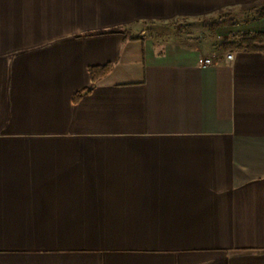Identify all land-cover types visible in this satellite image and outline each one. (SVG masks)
I'll return each instance as SVG.
<instances>
[{"label":"crops","instance_id":"1","mask_svg":"<svg viewBox=\"0 0 264 264\" xmlns=\"http://www.w3.org/2000/svg\"><path fill=\"white\" fill-rule=\"evenodd\" d=\"M256 1L0 0V264H264V52L221 48L264 17L218 18Z\"/></svg>","mask_w":264,"mask_h":264},{"label":"rangeland","instance_id":"2","mask_svg":"<svg viewBox=\"0 0 264 264\" xmlns=\"http://www.w3.org/2000/svg\"><path fill=\"white\" fill-rule=\"evenodd\" d=\"M243 12L241 9H233L224 11L219 16V20L231 22V19L238 20L239 16ZM220 27L217 24H213L208 19H203L197 24L188 25L187 23H171V24H159V25H141V29H144L147 36L160 45L165 44H198L201 41H205L206 44L221 41L217 38V28Z\"/></svg>","mask_w":264,"mask_h":264},{"label":"trees","instance_id":"3","mask_svg":"<svg viewBox=\"0 0 264 264\" xmlns=\"http://www.w3.org/2000/svg\"><path fill=\"white\" fill-rule=\"evenodd\" d=\"M242 11L246 12H258L260 18L264 17V0H258L254 3L244 5ZM114 33H120L115 31ZM234 39L236 41L231 42L230 39H225L221 44V48L228 52L232 50H243L247 52H264V33L260 34H251V33H242L240 35H235ZM113 70L111 64L103 66H94L89 68V75L92 82V87L81 92L75 96V100H78L83 96L92 92L97 84L107 77Z\"/></svg>","mask_w":264,"mask_h":264},{"label":"built area","instance_id":"4","mask_svg":"<svg viewBox=\"0 0 264 264\" xmlns=\"http://www.w3.org/2000/svg\"><path fill=\"white\" fill-rule=\"evenodd\" d=\"M221 56H211V57H201L198 61V65L202 69H207L209 67H213L218 65L221 61ZM234 55H227L228 61H233Z\"/></svg>","mask_w":264,"mask_h":264}]
</instances>
